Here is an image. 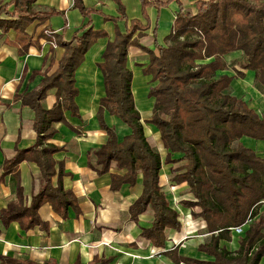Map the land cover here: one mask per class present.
I'll return each instance as SVG.
<instances>
[{
    "label": "trees",
    "instance_id": "trees-1",
    "mask_svg": "<svg viewBox=\"0 0 264 264\" xmlns=\"http://www.w3.org/2000/svg\"><path fill=\"white\" fill-rule=\"evenodd\" d=\"M35 1H0V28L16 32L14 43L22 46L20 49L27 50L32 45L31 36L25 32L30 23L35 20L44 23L53 15L63 14L55 9L35 10ZM114 1L119 15L104 19L127 23L121 0ZM141 1L142 14L149 4H164ZM74 7L86 22L74 31L69 41L63 39L62 33L39 34L50 42V53L56 45L64 48L56 71L44 75L37 88L15 95L33 109L37 139L32 146L18 150L6 168L11 172L23 160L34 161L40 168L42 184L28 204L18 188L16 200L0 210L4 226L16 221L25 231L37 225L47 227L38 213L47 202L64 217L69 206L79 213L74 194L64 189L60 180L56 186L51 183L56 173L53 155L60 148L45 144L56 132L53 123L66 122L65 111L80 116L75 102L78 92L75 71L92 44L106 36L105 31L92 25V14H102L101 11L86 7L82 0H74ZM194 7V10L185 8L178 2L166 43L155 41L153 49L140 46L148 53L149 61L142 72L151 76L153 85L149 87L148 97L154 99L152 114L144 122L159 131L167 149L164 163L185 161L172 170V180L188 184L192 199L183 205L192 209V218L204 221L209 240L199 244L198 250L212 259L182 256L177 247L163 250L162 254L174 264H259L264 255V213L259 212L264 200V159L240 139L248 136L264 140V118L242 98L233 95L230 84L233 78H243L244 71L251 70L255 73L256 87L264 95V0H199ZM141 28L142 24L135 19L129 21L125 32L116 29L114 38L105 46L102 61L97 64L103 75L105 94L100 98L96 116L107 138L100 148L89 153L95 160L88 164L99 174L110 173L112 190L123 184L134 185L141 176L142 192L129 206V219L138 220L150 207L151 224L142 228L141 236L153 247L164 249L166 229L179 230L181 221L160 185L162 159L145 136L132 93V71L126 65L128 47L139 45L134 33L139 30L137 36H140ZM233 52H239V56L228 63L225 57ZM229 68L234 75L225 72ZM38 73L33 71L32 76ZM52 89L56 92V102L45 109L41 101ZM104 111L119 118L130 132L119 139L115 128L106 124ZM176 154L178 157L173 158ZM112 167L118 172H110ZM58 169V175L63 174L62 168ZM195 207L199 208L198 212L193 210ZM247 219H250L249 227L239 237L236 250L219 245L220 240L231 239V227ZM111 261L112 258L94 257L92 263ZM0 264L55 263L0 254Z\"/></svg>",
    "mask_w": 264,
    "mask_h": 264
},
{
    "label": "crops",
    "instance_id": "crops-1",
    "mask_svg": "<svg viewBox=\"0 0 264 264\" xmlns=\"http://www.w3.org/2000/svg\"><path fill=\"white\" fill-rule=\"evenodd\" d=\"M82 1L86 7L102 12L92 14L91 19L94 29L105 31L106 36L98 38L92 44L75 71L78 90L75 102L80 116L74 117L70 111H65L66 122L53 123L56 132L45 143L60 148L53 155L56 173L51 183L56 186L60 180L63 188L74 194L79 213L76 214L69 206L64 217L47 202L38 209L39 216L47 222V227L37 225L25 231L16 221L4 226L0 220V254L35 262L53 261L55 264H93L94 257L112 258L110 264H174L162 252L177 247L182 256L212 259L198 250L199 244L209 240L204 221L192 218V209L183 205L184 201L192 199L188 184L172 180V170L182 166L185 161L164 163L167 149L163 146L159 131L152 124L144 122L152 114L154 99L148 97L149 87L153 85L151 76L142 72L149 61L148 53L140 47L153 49L155 41L164 45L173 26L178 2L185 8L194 10V5L199 0H146L164 4H149L145 7L144 14L141 0H121L127 23L124 20L104 19V16L119 15L118 5L114 0ZM33 7L43 11L55 9L63 14L53 15L44 23H38L37 20L30 23L25 32L33 42L27 50L20 49L22 46L14 43L16 32L13 29L4 31L0 28V210L8 202L16 200L18 188L22 191L24 203L28 204L42 184L40 168L34 161L23 160L11 172L6 168L8 161L18 150L32 146L37 139L33 129L34 111L16 99L15 95L37 88L44 75L53 74L64 52L63 47L56 45L50 53V42L39 34L62 33L63 39L69 41L74 31L86 22L74 7V0H36ZM135 19L140 21L142 28L140 36H137L139 30L134 33L139 45L128 47L126 65L132 71V93L141 115L145 136L162 159L160 185L171 206L179 213L181 221L179 230L166 229L164 249L153 247L148 239L141 236L142 228L151 224L150 207L139 215L138 220L129 219V206L142 192L141 176L134 185L123 184L119 189L112 190L110 173L99 174L88 164V161L95 160V156L89 153L100 148L107 138L96 116L100 98L105 94L103 75L97 64L102 61V53L107 42L114 38L115 30L125 32L129 21ZM238 56L239 52H233L225 59L229 63ZM36 70L39 73L32 76V72ZM225 72L235 74L230 68ZM230 87L233 95L242 98L264 118V95L256 87L253 71L245 70L243 78H233ZM55 102L56 92L52 89L47 92L41 105L49 109ZM103 115L106 124L115 128L119 139L130 132L129 127L119 118L107 111ZM240 141L264 159V140L243 136ZM172 157L177 158L178 155ZM59 167L62 168L61 175H58ZM110 172L118 171L112 167ZM193 210L198 212L199 208L195 207ZM259 212L264 213V200ZM248 227L249 224L244 227L243 234ZM239 237L231 233V239L220 240L219 245L234 251L239 246ZM259 264H264V255Z\"/></svg>",
    "mask_w": 264,
    "mask_h": 264
},
{
    "label": "built area",
    "instance_id": "built-area-1",
    "mask_svg": "<svg viewBox=\"0 0 264 264\" xmlns=\"http://www.w3.org/2000/svg\"><path fill=\"white\" fill-rule=\"evenodd\" d=\"M249 223H250V219H247L242 224L231 227L230 232L237 235V236H241V235H243L244 227L247 226Z\"/></svg>",
    "mask_w": 264,
    "mask_h": 264
},
{
    "label": "rangeland",
    "instance_id": "rangeland-1",
    "mask_svg": "<svg viewBox=\"0 0 264 264\" xmlns=\"http://www.w3.org/2000/svg\"><path fill=\"white\" fill-rule=\"evenodd\" d=\"M0 1H2V3H4V2H8L9 0H0ZM4 1V2H3ZM35 9V8H34ZM35 10H38V9H35ZM144 115H145V113H143Z\"/></svg>",
    "mask_w": 264,
    "mask_h": 264
}]
</instances>
